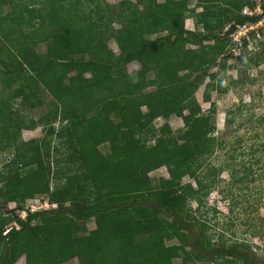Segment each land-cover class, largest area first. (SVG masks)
Returning <instances> with one entry per match:
<instances>
[{
	"label": "trees",
	"instance_id": "trees-1",
	"mask_svg": "<svg viewBox=\"0 0 264 264\" xmlns=\"http://www.w3.org/2000/svg\"><path fill=\"white\" fill-rule=\"evenodd\" d=\"M191 1L119 0L115 8L107 0H0V102L5 107L0 152H12L1 169L0 264L20 257L24 264H63L73 258L78 264H264V247L257 259L248 244L229 242L223 231L216 239L198 231L193 213L214 185L208 172L205 182L197 170L223 144L206 134L215 129L211 111L204 115L199 106L186 104L192 89L178 76L190 64L208 61L204 46L181 49L183 43L215 39L211 49L221 53L237 25L255 24L264 16V0L260 13L233 14L223 34L209 36L184 29ZM148 13L154 21L145 19ZM202 15L199 20L207 26L204 17L210 14ZM213 16L218 25L229 17ZM159 33L165 34L154 37ZM248 37L255 39V31L241 37L244 46ZM240 59L244 70L257 68L264 62V47ZM134 61L143 68L128 73L126 65ZM210 76L208 87L214 82ZM152 85L154 90L143 92ZM143 106L150 108L142 112ZM179 107L187 112L178 136L160 134L146 145L142 134L151 122ZM24 108L40 112L28 116ZM234 112L227 111L226 124L233 122ZM36 127L43 129L41 138L23 141L13 134ZM105 143L108 152L101 154L98 146ZM51 147L65 157L62 164L48 159ZM248 149L252 156L259 150L264 154V141ZM163 165L194 184L160 177L152 185L148 173ZM223 166L211 170L227 169L235 183L247 177L243 172L236 178L240 170ZM38 195L54 206L25 208V201ZM188 200L196 202L194 210ZM88 219L94 227L86 230ZM145 223L151 226L147 234Z\"/></svg>",
	"mask_w": 264,
	"mask_h": 264
},
{
	"label": "rangeland",
	"instance_id": "rangeland-1",
	"mask_svg": "<svg viewBox=\"0 0 264 264\" xmlns=\"http://www.w3.org/2000/svg\"><path fill=\"white\" fill-rule=\"evenodd\" d=\"M107 1L117 8L119 0ZM260 3L261 0H204L200 3L193 0L188 5L189 12H186L183 18V27L186 30L204 36H209L213 32L223 34L232 22L233 14L252 15L260 13ZM239 5L241 9L238 8ZM216 12L223 14V18L226 14L229 17L227 20L224 18L218 25L213 16ZM202 13L210 14L209 17H204V20H207V26L199 20V18L203 17ZM154 17L153 13L145 15V19L151 21H154ZM128 23L134 24L135 20L130 19ZM251 30L255 31V39L248 37L247 45L244 46L241 42V37L244 34H248ZM161 34L165 33L156 34L154 37ZM256 38L264 39V16L255 24L246 22L242 25H237L233 33L225 38L223 50L218 54H215L214 50L211 49L216 43L215 39L204 41L202 45L185 42L181 45V49L197 51L204 46L208 61L201 66L190 64L187 68L179 70L178 76L181 78L182 85L188 86L189 90L192 89L191 95L186 99V104L199 106L201 113L204 115L208 113V110L211 111L210 123L214 124L215 129L210 133L206 131V134L215 136L217 142L221 141L223 144L222 149L217 146L209 157L202 159L203 163L197 170V174L205 182H207L205 175L208 172L209 180L214 185L206 195H203L200 211L193 213L199 220L198 231L208 232L213 239H216L223 231L224 239L229 242L237 240L248 244L250 249L256 254L257 259H259L262 256L264 247V237H261V235L264 236V154L259 150L252 156L248 153V147L252 144L257 146L264 141V62L257 68L244 70L243 62L240 59L248 51L251 53L261 52L264 44L262 46L257 45L258 41ZM108 45L112 50L118 52L113 40L108 41ZM142 68L143 66L137 61L126 65L128 73L141 70ZM149 75L150 77L153 76L154 71ZM210 75L214 76V82L212 86L208 87L207 84L211 80ZM155 88L152 85L145 88L143 92L154 90ZM205 93H207V99L204 97ZM149 108L150 106H143L141 110L146 112ZM231 109L235 111L230 114L233 122L226 124L227 111ZM23 111L28 116L33 117H37L38 111L40 112L38 109L33 112L27 108H24ZM186 112V110L179 107L166 119L161 117L154 119L149 126V130L142 134V138H145L146 141L145 144H153L160 134H173L177 137L180 133L179 131L183 129L182 117ZM0 115H5V107L2 102H0ZM240 123L242 125L238 126ZM13 134L18 136L20 140L25 141L31 138H41L43 129L36 127L32 130H15ZM237 140L240 141L238 144H236ZM49 151L48 159L52 164H55V162L62 164L64 162L62 160L65 157L59 156L52 147ZM98 151L101 154H106L108 152L107 143L99 145ZM11 154L10 150L0 152V185L3 182L2 166L11 157ZM230 154H233L234 159L228 158ZM241 163L245 165V168L251 164L249 171L243 170V164ZM225 164H229L228 168L230 169L233 167L236 170H240L236 178L241 176L243 172H247V177L235 183L230 179L227 169H223L220 172L211 170L212 166L218 168ZM148 177L151 179L152 185H156L160 177L176 178L181 184H194V180L191 177L180 176L174 167L166 165L149 172ZM53 183L54 176L50 179L51 187ZM187 204L191 206L192 210L197 206L194 200H188ZM24 206L36 211L50 208L54 205L48 202L47 196L38 195L27 199ZM13 207V202L7 204V208L11 209ZM14 213L21 218L25 217L24 211L15 210ZM230 223H232V226L228 227ZM142 226L146 234L151 231L150 224L145 223ZM93 227V219H88L85 222L86 230ZM173 242L177 241L173 240ZM14 264H24V258L20 257ZM63 264H78V260L73 258ZM197 264L211 263H203L201 261Z\"/></svg>",
	"mask_w": 264,
	"mask_h": 264
},
{
	"label": "built area",
	"instance_id": "built-area-1",
	"mask_svg": "<svg viewBox=\"0 0 264 264\" xmlns=\"http://www.w3.org/2000/svg\"><path fill=\"white\" fill-rule=\"evenodd\" d=\"M244 35H246V34H244ZM32 211V210H31Z\"/></svg>",
	"mask_w": 264,
	"mask_h": 264
}]
</instances>
